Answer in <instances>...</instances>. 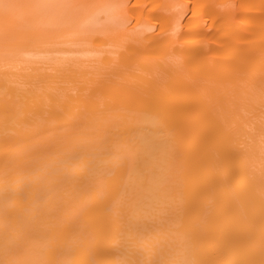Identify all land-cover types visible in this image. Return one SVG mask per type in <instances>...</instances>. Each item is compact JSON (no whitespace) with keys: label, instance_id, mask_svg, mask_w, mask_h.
<instances>
[{"label":"bare ground","instance_id":"bare-ground-1","mask_svg":"<svg viewBox=\"0 0 264 264\" xmlns=\"http://www.w3.org/2000/svg\"><path fill=\"white\" fill-rule=\"evenodd\" d=\"M0 264H264V0H0Z\"/></svg>","mask_w":264,"mask_h":264}]
</instances>
